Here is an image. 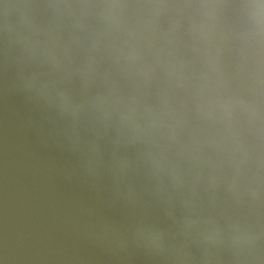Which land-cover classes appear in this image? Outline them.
Returning <instances> with one entry per match:
<instances>
[{"label":"water","instance_id":"1","mask_svg":"<svg viewBox=\"0 0 264 264\" xmlns=\"http://www.w3.org/2000/svg\"><path fill=\"white\" fill-rule=\"evenodd\" d=\"M0 264H264V243L0 183Z\"/></svg>","mask_w":264,"mask_h":264}]
</instances>
